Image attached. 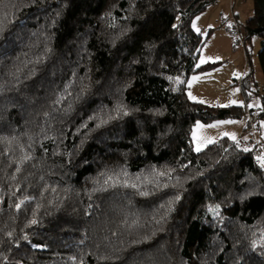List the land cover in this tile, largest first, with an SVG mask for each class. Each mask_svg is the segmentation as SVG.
Segmentation results:
<instances>
[{
    "label": "trees",
    "instance_id": "16d2710c",
    "mask_svg": "<svg viewBox=\"0 0 264 264\" xmlns=\"http://www.w3.org/2000/svg\"><path fill=\"white\" fill-rule=\"evenodd\" d=\"M217 2L0 0V264H264L258 147L192 138L254 112L264 140L253 75L243 105L189 97Z\"/></svg>",
    "mask_w": 264,
    "mask_h": 264
},
{
    "label": "rangeland",
    "instance_id": "374dc122",
    "mask_svg": "<svg viewBox=\"0 0 264 264\" xmlns=\"http://www.w3.org/2000/svg\"><path fill=\"white\" fill-rule=\"evenodd\" d=\"M255 16L253 0H218L205 12L197 16L192 23L196 32H201L207 41L202 49L199 64L220 63L203 77L202 82H207L206 87L196 88L191 92L194 101H204L209 105H243L245 104L242 92V82L248 75H253L252 93L248 104L254 110L261 105V94L264 93V73L259 61L262 48V39L253 37L247 41L245 25ZM231 25V27H229ZM212 30V31H210ZM230 30L232 32H230ZM190 97V95H189ZM243 119H218L212 122L197 121L193 126L192 138L196 150L197 144L202 143L201 149L223 136L235 137L242 131V125L247 121ZM228 121H234L233 126ZM209 125H217L209 127ZM202 126V127H201ZM223 128L224 130H219ZM224 131V132H222ZM257 137L264 146V140L257 131ZM212 143V142H211ZM258 158H264V151H257ZM259 161H262L259 159Z\"/></svg>",
    "mask_w": 264,
    "mask_h": 264
},
{
    "label": "built area",
    "instance_id": "2783aa9c",
    "mask_svg": "<svg viewBox=\"0 0 264 264\" xmlns=\"http://www.w3.org/2000/svg\"><path fill=\"white\" fill-rule=\"evenodd\" d=\"M246 121L248 124V128L246 129V134H248V139H239L238 145L246 149L248 147L257 146L259 150L264 151V146L261 141L257 137V123H258V116L254 112H248L246 114Z\"/></svg>",
    "mask_w": 264,
    "mask_h": 264
},
{
    "label": "crops",
    "instance_id": "0c3cea01",
    "mask_svg": "<svg viewBox=\"0 0 264 264\" xmlns=\"http://www.w3.org/2000/svg\"><path fill=\"white\" fill-rule=\"evenodd\" d=\"M210 71H212V69L207 70V71H204V72L195 73V74H193V75L190 76V78H189V85H191V87H189V90H188V93L189 94H191V92L193 90H195L196 88L198 89V88L206 87L207 86V82H205V81L202 82L200 80H202L203 77H206L207 75H209ZM194 77L196 79H193ZM196 101H199V100H196ZM235 124L236 125H242L241 126L242 127V131H240L241 133L239 135H238V133H239V131H238L237 135L235 136V140L238 141L239 139H248L249 136H248V134H246V131H245V128H246L245 122L243 124H240V123L237 124V122H236ZM228 125L233 126L234 124L233 123H228ZM219 130H224V129L223 128H220ZM222 132H224V131H222ZM228 137L232 138L231 136H228Z\"/></svg>",
    "mask_w": 264,
    "mask_h": 264
},
{
    "label": "snow or ice",
    "instance_id": "6c2138e0",
    "mask_svg": "<svg viewBox=\"0 0 264 264\" xmlns=\"http://www.w3.org/2000/svg\"><path fill=\"white\" fill-rule=\"evenodd\" d=\"M229 27H231V25H229ZM193 79H196V78L194 77ZM189 87H191V85H189ZM189 95H190V98L195 99L194 97H191V94H189ZM199 102H200V103H204V101H199ZM221 107H227V105H221ZM228 123H234V121H228ZM216 126H217V125H209V127H216ZM201 127H202V126H201ZM225 135H227V133H226ZM232 139L235 140V137L233 136ZM211 142H213V141H211V140H207V141H205L204 143H211ZM237 143H238V142H237ZM202 146H203L202 143H198V144H197V147H196V151H200ZM248 150H249V149H244V151H248ZM258 159L264 160V158H258ZM161 175H163V173H161ZM132 187H135V185H132ZM143 194H144V195H147L146 192L143 193ZM21 203H23V202H21ZM19 207H20V205H17V209H19ZM32 223H36V221L33 220ZM9 235H11V233H9Z\"/></svg>",
    "mask_w": 264,
    "mask_h": 264
}]
</instances>
